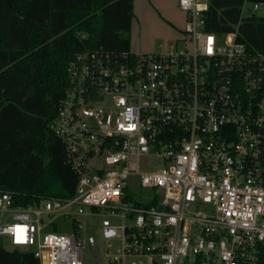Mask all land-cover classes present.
Masks as SVG:
<instances>
[{"label": "built area", "instance_id": "built-area-1", "mask_svg": "<svg viewBox=\"0 0 264 264\" xmlns=\"http://www.w3.org/2000/svg\"><path fill=\"white\" fill-rule=\"evenodd\" d=\"M177 4L185 14L178 42L188 46L85 49L69 61L50 126L77 177L75 193L22 207L0 190L4 248L30 251L39 264H83L84 245L95 255V241L79 234L95 212L102 237L119 244L107 249V264L256 263L264 247V54L237 31H205L207 0ZM146 156L162 166L141 171ZM93 159L104 167L90 170ZM58 220L72 232L57 233Z\"/></svg>", "mask_w": 264, "mask_h": 264}, {"label": "trees", "instance_id": "trees-1", "mask_svg": "<svg viewBox=\"0 0 264 264\" xmlns=\"http://www.w3.org/2000/svg\"><path fill=\"white\" fill-rule=\"evenodd\" d=\"M205 31L264 54V16L241 17L245 2L207 0ZM133 0H0V190L15 205L70 199L77 177L51 122L69 84L66 68L85 49L128 51ZM237 29V30H236ZM56 229V227H53ZM255 264H264V247ZM0 264H39L0 245Z\"/></svg>", "mask_w": 264, "mask_h": 264}, {"label": "rangeland", "instance_id": "rangeland-1", "mask_svg": "<svg viewBox=\"0 0 264 264\" xmlns=\"http://www.w3.org/2000/svg\"><path fill=\"white\" fill-rule=\"evenodd\" d=\"M178 0H164L165 9L162 10V15L157 17L159 24H156L151 28L150 34L147 38L140 40V38L134 39L132 41V52L134 53H158L162 50H168L169 44L171 42H176L177 48H184L188 46L182 42H178L181 37L184 24H185V14L178 8ZM165 11L170 14V17L165 16ZM250 14H255L256 16H264V5L259 6L257 10H254L251 2H245L242 15L248 16ZM132 22H135V36L136 29L139 28V22L142 23L140 15L133 16ZM142 41L147 45L143 47L138 41ZM162 44L163 47L159 45ZM162 166L160 159L153 156L141 157L139 160V167L141 171L144 170H155ZM90 170L94 168H103L102 159H93L88 163ZM134 191L136 193H141L143 195L149 194L147 190H142L138 186H135ZM103 217L100 215L92 214L87 217L85 222L84 232H80V237L91 236L95 241V255L87 243L83 247L82 252V263L83 264H107L105 254L108 249L109 253H114L118 249L119 244L115 241H108L102 237L101 234V221ZM114 221V220H113ZM115 222V221H114ZM59 227H57L56 232L59 234L71 233L72 229L69 227V222H62L58 220ZM51 231V230H50Z\"/></svg>", "mask_w": 264, "mask_h": 264}, {"label": "crops", "instance_id": "crops-1", "mask_svg": "<svg viewBox=\"0 0 264 264\" xmlns=\"http://www.w3.org/2000/svg\"><path fill=\"white\" fill-rule=\"evenodd\" d=\"M133 16L140 15L141 22H139V28L136 29V36H135V22H132L130 25V34H129V50L132 52V41L134 39L140 38V40L147 38L150 34V30L156 24H159L157 17L162 15V10L165 9L164 7V0H133ZM165 16L170 17V14L165 11ZM138 41L142 44L143 47H147L144 45L142 41Z\"/></svg>", "mask_w": 264, "mask_h": 264}]
</instances>
